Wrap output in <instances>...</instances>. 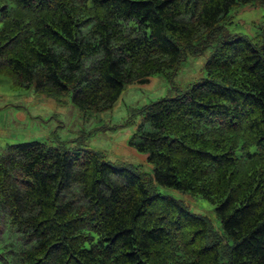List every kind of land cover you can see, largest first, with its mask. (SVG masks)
I'll list each match as a JSON object with an SVG mask.
<instances>
[{
  "label": "trees",
  "instance_id": "1",
  "mask_svg": "<svg viewBox=\"0 0 264 264\" xmlns=\"http://www.w3.org/2000/svg\"><path fill=\"white\" fill-rule=\"evenodd\" d=\"M264 0H0V74L83 111L212 48L205 78L136 110L149 172L91 149L0 152V264H264ZM159 187L214 206L220 230Z\"/></svg>",
  "mask_w": 264,
  "mask_h": 264
},
{
  "label": "rangeland",
  "instance_id": "2",
  "mask_svg": "<svg viewBox=\"0 0 264 264\" xmlns=\"http://www.w3.org/2000/svg\"><path fill=\"white\" fill-rule=\"evenodd\" d=\"M224 38L254 37L264 29V6L238 7L230 12ZM212 48L198 56H187L174 72L154 74L146 83L126 84L115 104L103 111H83L72 101V94L55 99L30 88H17L8 75L0 74V152L7 146L40 142L67 149H91L113 164L126 163L149 172L147 153L131 145L137 138L142 117L136 110L161 98L174 97L205 78L204 65ZM159 192L180 201L189 212L207 217L215 230L220 222L214 206L199 196L159 187Z\"/></svg>",
  "mask_w": 264,
  "mask_h": 264
}]
</instances>
